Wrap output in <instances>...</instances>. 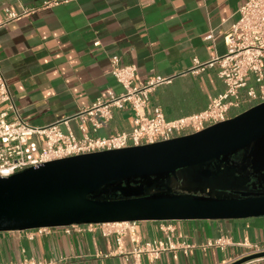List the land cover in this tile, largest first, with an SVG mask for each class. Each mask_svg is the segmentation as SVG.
Here are the masks:
<instances>
[{
  "label": "crops",
  "instance_id": "0c3cea01",
  "mask_svg": "<svg viewBox=\"0 0 264 264\" xmlns=\"http://www.w3.org/2000/svg\"><path fill=\"white\" fill-rule=\"evenodd\" d=\"M247 1L0 0V72L20 118L43 127L73 116L108 91L122 93L110 74L109 59L117 57L122 66L136 67L135 83L151 76L170 80L149 94L146 112L159 108L165 120H177L205 110L225 92L214 61L226 54L223 38ZM44 2L56 4L44 8ZM34 8L1 26L7 11ZM208 34L211 40H205ZM7 114L13 120L14 112ZM132 125L130 110H114L109 122L95 133L89 128L88 135L104 138L129 132ZM69 128L80 137L75 122ZM198 174L181 171L167 184L181 194L193 193ZM206 191L215 194L216 189ZM164 224L173 227L177 249L153 262L142 255L140 264H230L254 254L255 247L264 252V217L139 222L135 242L129 235L118 242L115 235L83 226L70 234L57 228L43 234L0 233V264H133V250L162 240ZM220 238L224 247L208 246ZM244 264H264V257Z\"/></svg>",
  "mask_w": 264,
  "mask_h": 264
},
{
  "label": "water",
  "instance_id": "95a60500",
  "mask_svg": "<svg viewBox=\"0 0 264 264\" xmlns=\"http://www.w3.org/2000/svg\"><path fill=\"white\" fill-rule=\"evenodd\" d=\"M241 151L259 165L258 189H248L245 179L224 169ZM181 171L201 173L193 193L167 184ZM258 217H264V103L197 134L53 161L0 178V233ZM263 257L264 252L250 254L230 264Z\"/></svg>",
  "mask_w": 264,
  "mask_h": 264
},
{
  "label": "built area",
  "instance_id": "2783aa9c",
  "mask_svg": "<svg viewBox=\"0 0 264 264\" xmlns=\"http://www.w3.org/2000/svg\"><path fill=\"white\" fill-rule=\"evenodd\" d=\"M56 2H44L43 7ZM23 9L20 13L7 11L1 26L28 16L37 11ZM211 40V34L205 37ZM226 54L215 59L218 77L223 81L225 92L212 99L207 108L199 113L167 121L162 111L155 108L146 112L149 94L157 87L170 82L167 78L151 76L143 83H135L136 67L122 66L117 57L109 59L110 74L123 88L120 94L106 92L95 103L79 110L73 116L43 127H35L18 115L8 85L0 72V178H7L26 169L41 164L81 155L104 151L122 150L132 147L153 145L172 139L193 135L214 125L223 123L242 112L264 103V0H248L237 10V19L223 38ZM99 44L95 42L94 47ZM130 110L133 125L129 132H122L99 138L88 135V129L96 132L112 119L114 110ZM231 116L232 111H240ZM13 111V120H8L7 112ZM75 122L80 137L69 128ZM61 127L65 129L63 132ZM83 226L88 231L99 230L103 236L129 235L135 242V222L106 223L99 225H72L57 228L65 234ZM51 229L34 230L36 234L49 233ZM164 238L138 245L133 252V264H140L144 255L151 262L159 259L166 251H175L172 240L173 227L162 226ZM224 247L226 240L220 238L208 246ZM189 248V247H186ZM261 251L255 247V253ZM22 264H35L23 262ZM53 264V263H49Z\"/></svg>",
  "mask_w": 264,
  "mask_h": 264
},
{
  "label": "flooded vegetation",
  "instance_id": "af4514ba",
  "mask_svg": "<svg viewBox=\"0 0 264 264\" xmlns=\"http://www.w3.org/2000/svg\"><path fill=\"white\" fill-rule=\"evenodd\" d=\"M257 163H252L251 158H248V151H241L230 158L229 166H225V170L234 171L235 176H240L246 180V186L251 189L254 184L260 187V173L256 170L258 169ZM210 170H215V166L209 167ZM223 170V169H222ZM250 185V186H249Z\"/></svg>",
  "mask_w": 264,
  "mask_h": 264
},
{
  "label": "rangeland",
  "instance_id": "374dc122",
  "mask_svg": "<svg viewBox=\"0 0 264 264\" xmlns=\"http://www.w3.org/2000/svg\"><path fill=\"white\" fill-rule=\"evenodd\" d=\"M242 110H244V109H241L240 111H237V110H235L234 112L237 114H239V113H241L242 112Z\"/></svg>",
  "mask_w": 264,
  "mask_h": 264
}]
</instances>
